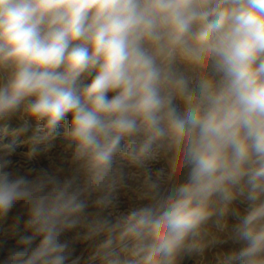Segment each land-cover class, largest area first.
<instances>
[{"label":"clouds","instance_id":"obj_1","mask_svg":"<svg viewBox=\"0 0 264 264\" xmlns=\"http://www.w3.org/2000/svg\"><path fill=\"white\" fill-rule=\"evenodd\" d=\"M0 70L9 73L0 120L22 110L40 122L34 143L53 139L71 115L66 137L88 173L85 191L114 186L118 154L144 167L162 147L182 152L186 182L89 227L85 240L105 234L93 260L176 264L202 254L216 242L203 241L204 226L240 199V247L221 264H264V0H0ZM13 151L0 155V216L24 204L31 234L0 264H69L73 249L61 237L87 207L84 192L54 180L46 192L13 176Z\"/></svg>","mask_w":264,"mask_h":264},{"label":"rangeland","instance_id":"obj_2","mask_svg":"<svg viewBox=\"0 0 264 264\" xmlns=\"http://www.w3.org/2000/svg\"><path fill=\"white\" fill-rule=\"evenodd\" d=\"M176 67L189 76H195V70L182 62L178 61ZM8 75L7 71L0 70V84L6 81ZM90 79L91 77H84L82 82L86 84ZM108 95L111 97L114 94ZM176 103L182 110L183 104L179 100ZM26 120L29 127L21 132L20 129ZM70 121L69 114L61 124L58 135L50 141L34 143L32 137L37 135V124L40 122L30 120L22 110L0 120V155L11 146L14 151L10 156L12 164L8 171L13 176L25 177L33 184L43 183L46 192L53 188L49 180H54L61 186L70 181L73 189L84 192L81 198L86 200L87 207L79 215L78 223L66 230L61 238L69 241L73 249L69 264L72 260H76L77 264H100L98 259L93 260L92 257L105 239V234L101 233L85 240L89 227L103 221L115 223L118 217L128 214L131 210L165 198L173 188L186 182L189 169L183 165L182 152L167 146L158 149L156 158L148 161L144 167L131 164L121 153L115 157L114 167L123 175L115 177L114 186L111 189L106 186L99 191H85L88 189V173L84 162L74 159V149L68 147L66 133ZM124 144L127 147V141ZM158 172H162L159 177ZM150 182H157L158 188L151 189ZM108 183L112 184L113 181L109 180ZM106 194L112 202L107 207L98 206L96 200ZM245 207L246 204L237 199L229 206L228 214L219 224L216 223L215 216L210 219L202 232L203 241L207 243L215 239L216 242L209 244L202 254H181L176 264H221L225 255L240 247L232 238L237 223L232 211L242 214ZM28 218V208L24 204H17L7 215L0 216V260L15 247L21 236L31 234L27 227Z\"/></svg>","mask_w":264,"mask_h":264}]
</instances>
